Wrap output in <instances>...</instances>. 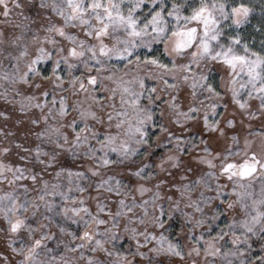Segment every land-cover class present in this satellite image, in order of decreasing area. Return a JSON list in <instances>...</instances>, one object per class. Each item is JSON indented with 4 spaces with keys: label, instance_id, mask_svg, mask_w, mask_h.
Masks as SVG:
<instances>
[{
    "label": "clouds",
    "instance_id": "1",
    "mask_svg": "<svg viewBox=\"0 0 264 264\" xmlns=\"http://www.w3.org/2000/svg\"><path fill=\"white\" fill-rule=\"evenodd\" d=\"M0 264H264V0H0Z\"/></svg>",
    "mask_w": 264,
    "mask_h": 264
}]
</instances>
